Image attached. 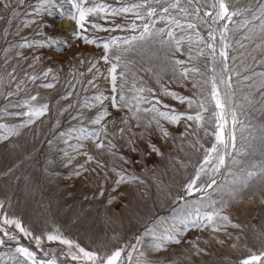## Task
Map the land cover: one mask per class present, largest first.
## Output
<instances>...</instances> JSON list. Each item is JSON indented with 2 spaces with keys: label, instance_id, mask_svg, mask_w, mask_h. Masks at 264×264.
Wrapping results in <instances>:
<instances>
[{
  "label": "rangeland",
  "instance_id": "374dc122",
  "mask_svg": "<svg viewBox=\"0 0 264 264\" xmlns=\"http://www.w3.org/2000/svg\"><path fill=\"white\" fill-rule=\"evenodd\" d=\"M214 2L179 0L173 8L176 0H86V6L103 4L106 11L90 16L82 35L101 45L112 39L119 44L105 62L102 47L71 35L75 23L60 16L70 10L66 0L43 6L41 0H0V124L16 129L0 138V264H32L17 253L20 247L37 264H92L76 245L96 253L97 264L117 250V264H240L264 252V31L253 19L264 18V0H225L240 15L213 23ZM133 4L144 7L111 15V9ZM149 8L156 10L151 17ZM93 22L107 31L92 28ZM145 24L143 39L123 43L140 37ZM113 64L116 91L108 71ZM213 77L225 104V134L234 132L236 149L229 138L226 164L212 174L223 188L189 194L186 185L202 166L207 170L206 150L216 143ZM113 97L119 107L112 106ZM44 105L39 117L23 115ZM153 107L181 118L171 123ZM101 113L100 123H93ZM198 113L199 122L187 119ZM5 135L0 129V137ZM97 143L105 146L98 149ZM229 169L257 173L243 199L227 194ZM211 178L201 173L197 184L204 187ZM198 209L220 211L231 223L195 227ZM5 219L18 221L31 235ZM50 234L72 241L71 249L49 241ZM166 234L180 243L161 241ZM157 242L163 243L159 250Z\"/></svg>",
  "mask_w": 264,
  "mask_h": 264
},
{
  "label": "snow or ice",
  "instance_id": "6c2138e0",
  "mask_svg": "<svg viewBox=\"0 0 264 264\" xmlns=\"http://www.w3.org/2000/svg\"><path fill=\"white\" fill-rule=\"evenodd\" d=\"M66 2L70 5V10L68 11H62L60 12V16L61 18H64L65 16L72 20L75 25H76V30L73 31L71 33V35L74 38H79V39H83L84 43L86 44H95L97 47H102L104 50V55L101 57L102 60H104L105 62H108L110 59V50L119 47V44L117 43L116 39H112L110 41L104 42L102 45L98 44L96 40L90 39L88 38L86 35H82V30H84L85 28V24L89 23L88 18L90 16H93L97 13H104L106 11V6L103 4H93L92 6H86V0H66ZM52 0H41V5L43 6L44 4H51ZM179 0H176V3H173L172 5H170L171 7L175 8L178 6ZM144 5L143 4H133L130 7H121V8H113L110 10L111 15L115 16L118 15L120 13H128L131 12L135 9H141L143 8ZM212 7L214 9H216L215 11V15L213 17V23L220 21V20H229L231 21L232 18L234 16H238L240 15L239 11H230L229 10V6L227 5V3L225 2V0H215V2L213 3ZM261 12L264 13V4L261 5ZM39 11V10H38ZM155 9L149 8L148 9V16L151 17L155 14ZM164 12H167L168 9L164 8L163 9ZM137 18L142 19L143 17L140 15L139 12L136 13ZM206 16H211V13L206 12L205 13ZM253 19H258L260 21V29L261 31H264V18L261 17H257V16H253ZM174 24H179V21L172 19L171 21ZM247 23H249L248 21H244V24L246 25ZM91 27L94 29H97L99 31H107V29H104L100 24L98 23H91ZM117 28L122 27L121 25L117 24L116 25ZM131 27H135V25H132ZM189 28H193L194 25L189 24L188 25ZM161 32L163 31V29L160 30ZM227 31V25L224 26V29L221 31V40L223 42L224 40V32ZM149 32V27L147 24L144 25V32L140 35V37H136L133 36L131 37V39H125L123 41L124 44H130L132 40H136V39H143L145 34H148ZM168 35L171 37L173 35V33L171 31L168 32ZM177 44H179V41H176ZM29 46L27 44H22L21 47H26ZM209 48H213V45L210 43L208 44ZM228 45L226 43H224V48H227ZM220 57H227V53L224 50H221L219 53ZM116 60H119V56L115 57ZM177 63H180V61H177ZM116 65L113 64L110 68H109V73L111 74V82L113 84V91H116ZM227 69V65H225V70ZM45 75H47V72L44 73ZM261 75H264V73H262ZM35 79V78H33ZM91 83V81H90ZM220 83H225V81L221 80ZM53 85L51 84H47L45 85V87H52ZM229 88H231V84L228 83L227 85ZM123 87V85H121V88ZM139 91H143V89H140ZM151 91V90H149ZM165 94L167 95H171L174 99H179L181 102L184 101V97H177L175 93L173 92H168L167 90H165ZM211 100L214 102L215 104V108L217 109V111H215L213 113V116L216 119V132H215V139H216V143H214L212 145V147L210 149L206 150V155L204 157V164L205 165H209V167L207 168V170H205L204 166H202L196 173L195 178H193L187 185H186V189L188 191L189 194H191L193 191H204L206 190V188H212L214 185H217V181L215 178H211L212 174H219L221 169L225 166L226 164V156L230 155V153L228 152L229 149V138L231 139L232 143H231V148L233 150L236 149V144H235V134L234 132L229 135L225 134V125L227 123L226 117H225V104L223 102V100L221 99L220 93L218 91V86L215 80V77L212 78L211 80ZM33 100L36 99V97H32ZM97 101L102 102L104 99H107V97H103V96H96L95 98ZM113 107H119V105L116 102V98L113 97ZM119 100L120 101H125V96L123 94H119ZM159 102V101H158ZM191 103V102H189ZM201 109H203L204 111H207V109L204 106V103L202 102L200 104ZM47 105H44L43 107L39 108V109H30V111L23 113V115L29 116V117H39L41 115L44 114V111L46 110ZM147 111V109L145 110ZM152 111L157 112V114L160 117H163L167 120H169L171 123H177L181 116L177 115V114H172L169 115L167 112H163V111H158L155 107L152 108ZM232 115V124L233 126H235V124L237 123L236 120V114L234 111H232L231 113ZM104 117V113H101L96 120L93 121V123H100V120H102ZM187 119L189 120H193L195 119L197 122H199L202 119V116L198 113L195 117L193 116H188ZM31 122V121H29ZM0 129H3L7 135L0 137L2 139H7L8 135H13L16 134V129L15 128H9L7 125H3L0 124ZM163 135L166 137L168 136V132L161 129ZM105 145L103 143H97L96 147L99 148H103ZM215 154V155H213ZM89 160L92 159L91 156L88 157ZM233 163H239V161H237L234 157L232 160ZM243 169L241 170V172L243 173ZM201 173H205L207 175L210 176V182L206 184V186L202 187L200 185L197 184V181L200 180L201 178ZM79 173H77L78 175ZM229 174L233 176V179L231 180V186L228 188V192L227 194L231 197V199L233 201H236L238 199H243V194L246 192V190L249 188V181L252 179V177H254L255 175H257L256 172L254 171H247L246 175H235L234 173L231 172V169H229ZM122 177L121 180H118L117 183H120L122 181ZM217 188H223V185H217ZM222 211V210H221ZM217 220L219 221H225L228 223H231L229 221V218L227 216L221 215L220 211H213V212H206L201 214L199 209L197 210V220L192 221V225L195 227H199L201 226V224L204 221H207L208 225H213L217 222ZM6 224H15V227L17 229H19L21 232H24L25 235H31V233H29L26 229H24L21 224L18 221H14V220H8L5 219L4 221ZM182 224L185 225V227L187 226V222L185 221H181ZM234 227H236L237 225H233ZM213 230H218L216 228H214ZM47 239L49 241H59L61 244L64 245H68L69 249H71L73 242L67 239H63L61 236L59 235H48ZM161 241H172L174 243H180V241L178 239H176V237L174 235L171 234H166L162 237L159 238ZM37 243H39L40 238L37 237L36 238ZM2 242V241H0ZM76 247L79 250V253L82 254L83 258L89 260L92 262V264H97V254L96 253H92V252H88L85 251L83 248H80L79 245H76ZM163 247V243L161 242H157L154 244V248L156 250H159ZM17 253H19L20 255H22L26 260H29L32 262V264H37V261L35 259L34 254L29 251V249L24 248V247H20L16 249ZM141 255H143V253H141ZM121 256V252L119 250L114 251L111 255H109L106 259L102 258V264H117V261L119 260ZM131 256V253H129V257ZM72 258L73 259H77L76 254H72ZM40 264H44V262H40ZM46 264H55V261H47ZM240 264H264V252H261L259 254L256 253H252L250 256L242 259L240 261Z\"/></svg>",
  "mask_w": 264,
  "mask_h": 264
}]
</instances>
